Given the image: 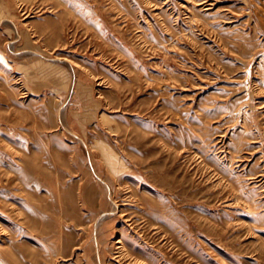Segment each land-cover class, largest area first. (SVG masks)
Wrapping results in <instances>:
<instances>
[{"label": "rangeland", "instance_id": "1", "mask_svg": "<svg viewBox=\"0 0 264 264\" xmlns=\"http://www.w3.org/2000/svg\"><path fill=\"white\" fill-rule=\"evenodd\" d=\"M0 264H264V0H0Z\"/></svg>", "mask_w": 264, "mask_h": 264}]
</instances>
